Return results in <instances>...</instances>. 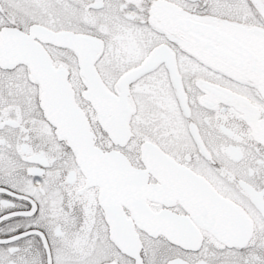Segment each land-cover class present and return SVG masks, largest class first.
I'll use <instances>...</instances> for the list:
<instances>
[{
    "label": "snow or ice",
    "instance_id": "1",
    "mask_svg": "<svg viewBox=\"0 0 264 264\" xmlns=\"http://www.w3.org/2000/svg\"><path fill=\"white\" fill-rule=\"evenodd\" d=\"M0 264H264V0H0Z\"/></svg>",
    "mask_w": 264,
    "mask_h": 264
}]
</instances>
